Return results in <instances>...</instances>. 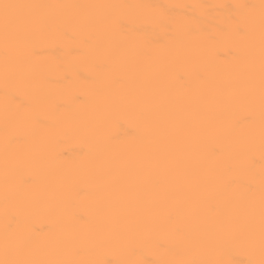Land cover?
Segmentation results:
<instances>
[{
    "label": "bare ground",
    "instance_id": "6f19581e",
    "mask_svg": "<svg viewBox=\"0 0 264 264\" xmlns=\"http://www.w3.org/2000/svg\"><path fill=\"white\" fill-rule=\"evenodd\" d=\"M0 264H264V0H0Z\"/></svg>",
    "mask_w": 264,
    "mask_h": 264
}]
</instances>
